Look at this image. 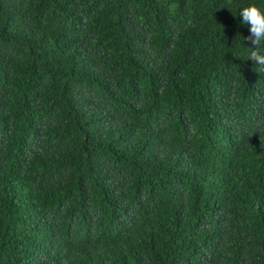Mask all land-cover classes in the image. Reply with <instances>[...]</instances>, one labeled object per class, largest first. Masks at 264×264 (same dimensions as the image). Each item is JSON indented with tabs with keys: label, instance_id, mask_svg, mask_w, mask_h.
<instances>
[{
	"label": "trees",
	"instance_id": "obj_1",
	"mask_svg": "<svg viewBox=\"0 0 264 264\" xmlns=\"http://www.w3.org/2000/svg\"><path fill=\"white\" fill-rule=\"evenodd\" d=\"M253 2L0 0V264H264Z\"/></svg>",
	"mask_w": 264,
	"mask_h": 264
},
{
	"label": "clouds",
	"instance_id": "obj_2",
	"mask_svg": "<svg viewBox=\"0 0 264 264\" xmlns=\"http://www.w3.org/2000/svg\"><path fill=\"white\" fill-rule=\"evenodd\" d=\"M241 23L250 26V35L243 39L251 41V51L248 59L256 62L257 66H264V51H261L264 42V10L256 3H249L240 10Z\"/></svg>",
	"mask_w": 264,
	"mask_h": 264
}]
</instances>
